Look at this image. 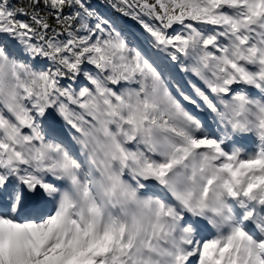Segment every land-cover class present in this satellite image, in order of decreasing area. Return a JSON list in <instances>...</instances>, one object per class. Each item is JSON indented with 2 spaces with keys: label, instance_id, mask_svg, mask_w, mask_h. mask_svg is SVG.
<instances>
[{
  "label": "snow or ice",
  "instance_id": "obj_1",
  "mask_svg": "<svg viewBox=\"0 0 264 264\" xmlns=\"http://www.w3.org/2000/svg\"><path fill=\"white\" fill-rule=\"evenodd\" d=\"M0 264H264V0H0Z\"/></svg>",
  "mask_w": 264,
  "mask_h": 264
}]
</instances>
